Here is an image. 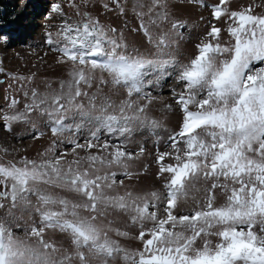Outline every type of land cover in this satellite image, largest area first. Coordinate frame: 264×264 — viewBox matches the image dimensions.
<instances>
[{"label": "snow or ice", "instance_id": "snow-or-ice-1", "mask_svg": "<svg viewBox=\"0 0 264 264\" xmlns=\"http://www.w3.org/2000/svg\"><path fill=\"white\" fill-rule=\"evenodd\" d=\"M90 2L85 0V7ZM229 2L221 0V5L213 6V17L232 21L228 27L230 41L220 43L221 28L210 26V39L198 44V54L182 64L166 51L171 47L168 33L154 40L149 26L141 23L140 30L156 51L145 54L138 48L130 50L122 33L90 12H82L72 0L78 19L69 23L71 18L66 17L55 36L49 33L47 37V44L58 53L56 63L68 67L69 78L61 81L55 94H41L34 88L23 91L30 100L23 111H16L19 101L10 98L11 111H0V120L11 132L13 124L30 122L31 114L36 113L56 138L79 131L85 122L95 130L84 143L68 139L74 157L70 161L63 153L51 160L22 157L19 161L0 162V185L4 187L0 209L6 207L2 201L7 200V217L14 219L13 210L17 209L34 211L40 225L35 221L27 226L13 224L0 217V264H92L93 260L109 264L118 257L124 264H264V15L255 14L252 6L229 11ZM113 3L123 15L121 0ZM102 7L111 10L108 3ZM157 8L161 11L150 23L159 27L170 16L168 0H151L148 12L137 15L150 16ZM53 11L62 13L61 5L55 4ZM183 26L180 21L171 24L172 29ZM169 67L179 69L178 78L185 82V92L176 100L180 127L168 137L172 151L158 152L156 157L157 176L163 178L165 189L163 215H158L161 196L157 192L148 194L151 200L131 192L107 194L106 189L116 185L117 173L112 169H123L124 175L131 178L129 162L142 155L144 149L141 147L134 155L125 150L123 141L100 143L99 133L104 130L125 139L142 129L156 134L162 125L148 115L154 98L144 92V87L151 82L147 78L152 73ZM34 75H11V79L31 82ZM94 85L96 92L90 95L85 88ZM121 93L123 98L117 103L112 97H120ZM77 118L80 123H76ZM43 135L40 132L33 139ZM56 144L53 140L39 155L54 153ZM78 149L88 154L80 157ZM92 149L97 152L92 153ZM166 158L175 163H165ZM82 162L87 166L82 167ZM201 180L211 182L205 188L203 203L197 201L189 214H174L179 202L187 200L189 189ZM49 189L75 193L83 199L69 200ZM217 189L224 196L219 205ZM31 196L36 197V205ZM110 212L132 213L130 220L139 228L135 239L142 243L141 249L130 252L111 238L109 232L132 237L127 231L113 228L112 221L107 225L99 222ZM146 223L151 227L145 228ZM13 227L23 231L24 237L18 236ZM49 231L66 235L71 251L46 239Z\"/></svg>", "mask_w": 264, "mask_h": 264}, {"label": "rangeland", "instance_id": "rangeland-1", "mask_svg": "<svg viewBox=\"0 0 264 264\" xmlns=\"http://www.w3.org/2000/svg\"><path fill=\"white\" fill-rule=\"evenodd\" d=\"M25 2H29L25 5L27 13L20 17L18 25H14V21L18 18L21 10V4ZM71 3L72 0H4L3 2L0 0V68L4 70L0 72V111H11L9 103L12 97L19 101L16 111H23L24 105L30 102L28 98L23 96V91L30 92L34 88L41 94H55L59 92L61 81L69 78L68 67L56 63L58 53L54 52L52 46L47 44V37L49 33L55 36L59 31V25L66 17L71 18L69 23L78 19L76 10L71 7ZM75 3L79 5L82 12L88 11L92 16L98 17L106 26L115 27L118 33L123 34L130 50L138 48L140 52L145 54H153L156 51L154 44H149L143 31L140 30L141 23L149 26L154 40L159 35L168 33L171 47L166 51L172 52L176 60L182 64L189 63L198 54V44L210 39L207 36L210 26L214 25L221 28L220 43L226 44L231 39L228 27L232 21L227 17L217 21L213 17V6L221 5V0H203V3L200 0H168L167 10L170 16L168 21L160 24L159 27L151 24L150 19H156V13L161 9L157 8L150 16L145 15L143 18L137 15L138 12H148L151 0H121V5L124 7L123 15L119 14V8L113 3V0H91L87 7H85V0H75ZM104 3H108L111 10L104 9L102 7ZM55 4L61 5L62 13L53 11ZM140 4H143L144 7L141 8ZM170 4L177 8H171ZM249 6L254 8L255 14L264 15V0H230L226 5L229 11H242ZM133 8L136 11H133ZM173 21H180L184 26L179 29H172ZM178 72V68L169 67L166 71L154 72L147 78L151 82L145 84L144 92L154 98L149 105L148 115L160 121L162 125L156 130V134L148 129H142L135 131L130 138L125 139L109 134L104 130L99 133L100 143L107 140L109 143L120 144L123 141L126 145L125 150L134 155L140 153L141 147L144 149L142 155L129 162L128 171L133 173L131 178L124 175L123 169H112L117 173L116 185L112 190L106 189L107 194L124 195L126 192H131L134 196L147 197L151 200V196L148 194L157 192L161 196V200L158 202V215H163L165 189L163 188V178L157 176L159 166L156 163V157L158 152L172 151L168 137L172 132L178 131L180 127V108L176 100L179 94L185 92V82L179 80ZM33 74L35 75L31 82L18 83L11 79V75L30 77ZM20 83H23V88L20 87ZM49 84L51 88L48 87ZM85 90L89 91L91 95L96 92V86L94 85L91 89L85 88ZM105 92L107 93L108 89H105ZM112 98L118 103L119 99L123 98V93L120 97L113 96ZM82 99L87 104V98ZM101 102L102 97L97 100V105ZM143 102L138 100V103ZM168 105H171V109L168 108ZM66 123H71V121H66ZM76 123H80L79 118H77ZM2 125L3 121L0 120V162L19 161L22 157L37 161L51 160L63 153L68 154L67 160L70 161L74 157L71 152L72 145L68 143V139H75L84 143L90 138L91 131L95 130L92 124L85 122L79 131L68 132L64 136L56 138L45 126L44 120L37 118L36 113L31 114L30 122L13 124L11 132ZM40 132H43L44 135L39 136L38 139H33V136L39 135ZM53 140H57L55 152H48L47 156L39 155L50 147ZM157 145H159L158 148ZM180 147L183 148V145L181 144ZM5 149L7 152L4 151ZM77 151L80 157L88 154L83 149ZM96 152L97 149H92V153ZM165 163H175V161L172 158H166ZM86 166L82 162V167ZM120 181L124 182L123 185L120 184ZM210 183L203 180L196 182L195 187L189 189L187 200L182 199L179 202L174 214H189L196 207L197 201L202 204L206 196L205 188ZM3 190V185H0V191ZM49 191L73 201L79 202L83 199L75 193L60 189H49ZM216 193L217 205L222 204L224 196L221 195L219 189L216 190ZM30 199L32 204L36 205V197L31 196ZM2 202L6 207L0 209V217H4L6 221L13 224L19 222L24 226L35 221L36 225L40 226L39 216L34 211L13 210L14 219H10L5 215L9 201ZM149 210L156 211L157 209L150 208ZM131 215L132 213L110 212L107 217H101L99 221L102 225H107L108 221H112L113 228L129 232L132 238L119 237L115 232H109V235L113 240H118L121 246L130 252L142 248V243L135 239L139 233V228L131 223ZM179 230L178 227L177 231ZM13 231L22 238L25 235L23 231L15 227H13ZM45 238L53 240L58 246L68 248L71 251L70 241L66 235L49 231ZM211 239L214 243L217 242L216 237H211ZM73 264H78V262L74 261ZM92 264H100V262L93 260ZM109 264H124V261L118 257L115 261H109Z\"/></svg>", "mask_w": 264, "mask_h": 264}, {"label": "bare ground", "instance_id": "bare-ground-1", "mask_svg": "<svg viewBox=\"0 0 264 264\" xmlns=\"http://www.w3.org/2000/svg\"><path fill=\"white\" fill-rule=\"evenodd\" d=\"M29 2H25V3H22L21 5H22V7H21V10H20V12H19V14H18V18L14 21V25H18L19 24V20H20V17L21 16H23V15H25L27 12L25 11V8H26V4H28ZM214 4V3H213ZM171 8H177L175 5H173V4H170L169 5ZM4 132V131H3ZM5 133V132H4ZM8 141L10 142V140L8 139ZM149 227H151V224L150 223H146L145 224V228H149Z\"/></svg>", "mask_w": 264, "mask_h": 264}, {"label": "trees", "instance_id": "trees-1", "mask_svg": "<svg viewBox=\"0 0 264 264\" xmlns=\"http://www.w3.org/2000/svg\"><path fill=\"white\" fill-rule=\"evenodd\" d=\"M2 2L4 1V0H1Z\"/></svg>", "mask_w": 264, "mask_h": 264}]
</instances>
